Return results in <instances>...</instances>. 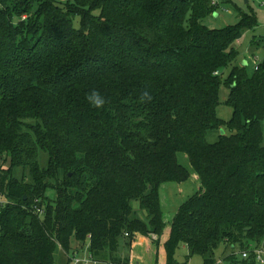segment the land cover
<instances>
[{
  "label": "trees",
  "instance_id": "16d2710c",
  "mask_svg": "<svg viewBox=\"0 0 264 264\" xmlns=\"http://www.w3.org/2000/svg\"><path fill=\"white\" fill-rule=\"evenodd\" d=\"M221 3L238 21L204 25ZM256 26L232 0H0V264H54L87 237L92 260L129 264L136 233L162 234L160 186L189 176L177 152L200 186L170 221L165 264L181 244L202 264L221 246L229 264H257L240 252L264 244V57L233 63Z\"/></svg>",
  "mask_w": 264,
  "mask_h": 264
},
{
  "label": "rangeland",
  "instance_id": "374dc122",
  "mask_svg": "<svg viewBox=\"0 0 264 264\" xmlns=\"http://www.w3.org/2000/svg\"><path fill=\"white\" fill-rule=\"evenodd\" d=\"M220 2L221 0H215V2ZM232 2L238 6L239 9L249 12L252 11L257 19V26L253 30H245L242 33V36L239 38L238 42L235 43V47L237 48V57L235 58V64L246 62V67L248 72L254 70V65L258 64L259 61L264 57V45L263 43L255 53L252 55L249 52V46L251 40H260L261 36H264V0H232ZM239 19L238 10L232 6V4L228 3H221L220 8L216 10V13L210 14L206 16L202 23L209 28H222L224 26L234 24ZM230 67H228L224 73L219 71L221 76V82L219 85V100L220 103L216 108V113L218 117L228 120L231 116V108L225 104V99L228 94V89L225 86V78L229 72ZM262 131H263V138H264V120L262 121ZM222 131V130H221ZM220 133L219 129H210L206 134V140L208 142H215L217 140L218 134ZM176 157L178 162L181 165L186 166L189 169V176L188 178L180 183L177 182H166L163 183L159 188V197H160V204L161 209L163 212L164 222L168 225L177 211L179 205L187 199V197L191 196L195 192L199 190V180L194 175L193 170L191 169L190 161L188 156L184 152H177ZM48 162V154L46 151L39 149L38 151V163L40 167L45 168ZM9 165V162L6 163ZM14 173L17 178H23L25 181L30 182L31 177L28 170H22L21 168H16ZM47 194L50 197H54V191L49 189ZM132 208L133 210L139 212L140 214L142 211L139 209L138 202L132 201ZM165 227V226H164ZM138 235L135 234L134 239H136ZM151 235V234H150ZM149 235V236H150ZM160 237V236H159ZM133 242V241H132ZM89 244L88 237L83 241L72 240L71 241V248L69 252L65 255L61 247L58 245L54 251V264H66L67 257L71 254V252H77L79 250L87 251ZM231 249L226 248L224 249L222 246L219 247L215 252V258L217 264H229L227 260L224 259V256L227 253H230ZM236 252V251H235ZM136 255H141L143 257V261L141 264H162L163 259L159 256L157 262L155 261V254L152 251L145 252L144 246H138L135 249ZM188 255V248L186 245L181 244L175 253V260L177 264H202V257L198 254L192 255L191 257L187 258ZM67 256V257H66ZM87 256L86 253L77 255L78 258H82ZM130 261V260H129ZM89 264H104L102 262H89ZM135 264V263H129ZM139 264V263H138Z\"/></svg>",
  "mask_w": 264,
  "mask_h": 264
},
{
  "label": "crops",
  "instance_id": "0c3cea01",
  "mask_svg": "<svg viewBox=\"0 0 264 264\" xmlns=\"http://www.w3.org/2000/svg\"><path fill=\"white\" fill-rule=\"evenodd\" d=\"M254 31V30H253ZM249 52L251 54H254L258 49L254 50L251 47V44L249 46ZM164 219V217H163ZM169 232H170V223L168 225H166L165 222V227L163 228L162 234L160 235V237H158L157 235L151 234L150 236H145V235H138L136 236L137 238L133 240L132 244H131V249L129 252V260L131 263H139L141 264V262L143 261V257L141 255H136L135 254V249L138 246H144L145 247V252H149L152 251V253L154 252L155 254V261L157 262V259H159V256L162 257L163 262L162 264H165V251L163 248V243L164 241L168 238L169 236ZM140 234V233H136ZM158 240V244H155V242ZM88 254L87 251L84 250H79L78 251V255L79 254ZM157 256V257H156ZM67 257V256H66ZM104 263V262H102ZM105 264V263H104Z\"/></svg>",
  "mask_w": 264,
  "mask_h": 264
},
{
  "label": "built area",
  "instance_id": "2783aa9c",
  "mask_svg": "<svg viewBox=\"0 0 264 264\" xmlns=\"http://www.w3.org/2000/svg\"><path fill=\"white\" fill-rule=\"evenodd\" d=\"M215 2V0H213ZM258 65H254V69H257ZM250 251L253 252L256 263L257 264H264V244L262 243L260 246H251V250H242L240 252V255L242 258L248 257ZM88 252V251H87ZM77 252H71L69 255V263L68 264H89V262H97L92 260L90 254L88 253L87 256H84L82 258L77 257Z\"/></svg>",
  "mask_w": 264,
  "mask_h": 264
},
{
  "label": "clouds",
  "instance_id": "9594fccd",
  "mask_svg": "<svg viewBox=\"0 0 264 264\" xmlns=\"http://www.w3.org/2000/svg\"><path fill=\"white\" fill-rule=\"evenodd\" d=\"M88 99L90 102H92L94 104V106L96 107H101L103 105V98L100 96V94L96 91L93 90L89 96ZM142 99H148L150 100L151 97L149 96V94L147 92H144L142 94Z\"/></svg>",
  "mask_w": 264,
  "mask_h": 264
},
{
  "label": "water",
  "instance_id": "95a60500",
  "mask_svg": "<svg viewBox=\"0 0 264 264\" xmlns=\"http://www.w3.org/2000/svg\"><path fill=\"white\" fill-rule=\"evenodd\" d=\"M243 65H246V62H243ZM221 132H223V130ZM136 264H138V263H136Z\"/></svg>",
  "mask_w": 264,
  "mask_h": 264
}]
</instances>
